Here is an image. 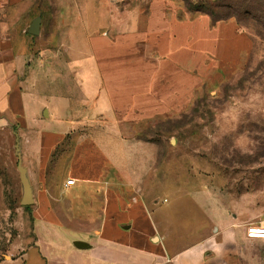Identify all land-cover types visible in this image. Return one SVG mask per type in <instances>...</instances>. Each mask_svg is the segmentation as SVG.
<instances>
[{
	"label": "crops",
	"instance_id": "0c3cea01",
	"mask_svg": "<svg viewBox=\"0 0 264 264\" xmlns=\"http://www.w3.org/2000/svg\"><path fill=\"white\" fill-rule=\"evenodd\" d=\"M166 2L130 22L114 0L45 1L42 34L48 18L58 44L35 49L31 2L0 0V137L15 138L16 158L19 145L35 222L31 243L7 241L8 256L0 241V264H264L246 219L222 211L186 227L169 199L157 203L155 170L147 181L154 149L139 126L192 100L205 58L225 64L227 33L243 55L233 22L172 21L157 15Z\"/></svg>",
	"mask_w": 264,
	"mask_h": 264
},
{
	"label": "rangeland",
	"instance_id": "374dc122",
	"mask_svg": "<svg viewBox=\"0 0 264 264\" xmlns=\"http://www.w3.org/2000/svg\"><path fill=\"white\" fill-rule=\"evenodd\" d=\"M29 1L32 5L30 15L41 16L43 3L48 0ZM114 1L120 9L128 12L130 22L137 18L138 11L145 22L151 15L149 6L152 0ZM165 1L169 3L166 2V7L163 6L157 15L161 13L172 18V21L175 19L182 23L196 20L201 15L209 17L204 13L189 11L187 3H193L202 11H212L217 17L226 19L213 24L209 17L211 28L218 23L233 22L237 34L243 39V55H239V58L235 56L234 51L239 44L236 39L230 40L233 35L227 33L226 39L230 45L227 46L228 42L225 46L219 45V55L225 64L205 58V63H209L205 65L203 73L194 71L200 83H196L192 100L179 111L145 121L139 126L138 138L154 149L151 158L155 160L153 167H147V181H152L155 170L161 184L157 203L163 206L169 199V207L172 205L174 208L173 218L178 222L186 221V227L197 225L205 214L222 211L232 220L240 217L246 219L249 225L262 224L264 0ZM45 25L46 32L42 34L41 28V35L34 38L30 47L41 49L57 46L58 43L52 39L56 35V26L48 18ZM15 145V138L0 137V181L3 189L0 241L6 245L1 248L4 256H8L9 240L31 243V227H35L31 208L25 211L26 207L21 205L23 188ZM171 193L179 195L175 197L177 200ZM201 204L203 208H200Z\"/></svg>",
	"mask_w": 264,
	"mask_h": 264
},
{
	"label": "water",
	"instance_id": "95a60500",
	"mask_svg": "<svg viewBox=\"0 0 264 264\" xmlns=\"http://www.w3.org/2000/svg\"><path fill=\"white\" fill-rule=\"evenodd\" d=\"M41 22H42V19L40 17L35 18L32 21L27 31L28 34L34 37H38L41 33ZM16 150H17L18 171H19V176H20V182L23 188V197H22L21 205L23 207H30L34 204L32 188H31L28 176H27V170L25 167H23L22 162H21V154H20L19 145L16 146ZM74 245L79 249H83L87 247L86 244L81 243V242H76Z\"/></svg>",
	"mask_w": 264,
	"mask_h": 264
},
{
	"label": "built area",
	"instance_id": "2783aa9c",
	"mask_svg": "<svg viewBox=\"0 0 264 264\" xmlns=\"http://www.w3.org/2000/svg\"><path fill=\"white\" fill-rule=\"evenodd\" d=\"M74 181H68L67 185L72 186ZM247 237L249 239H262L264 240V223L251 224L247 226Z\"/></svg>",
	"mask_w": 264,
	"mask_h": 264
},
{
	"label": "trees",
	"instance_id": "16d2710c",
	"mask_svg": "<svg viewBox=\"0 0 264 264\" xmlns=\"http://www.w3.org/2000/svg\"><path fill=\"white\" fill-rule=\"evenodd\" d=\"M187 8L189 9V11L196 12V13H204L205 15H208L211 18L213 24H216L217 22L225 21L226 20L223 17H217L215 15V13L212 12V11H202L201 8H197L193 3H187ZM231 18L232 17H230L229 19H231ZM237 20H238V18H237ZM26 210L29 211L30 208L29 207H26L25 208V211Z\"/></svg>",
	"mask_w": 264,
	"mask_h": 264
}]
</instances>
